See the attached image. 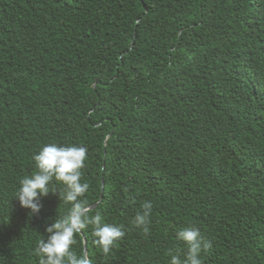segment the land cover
<instances>
[{
    "label": "trees",
    "instance_id": "16d2710c",
    "mask_svg": "<svg viewBox=\"0 0 264 264\" xmlns=\"http://www.w3.org/2000/svg\"><path fill=\"white\" fill-rule=\"evenodd\" d=\"M50 143L87 148L81 200L125 232L77 233L92 264L183 259L189 226L202 264H264V0H0V264L71 208L57 181L38 215L15 198Z\"/></svg>",
    "mask_w": 264,
    "mask_h": 264
},
{
    "label": "clouds",
    "instance_id": "9594fccd",
    "mask_svg": "<svg viewBox=\"0 0 264 264\" xmlns=\"http://www.w3.org/2000/svg\"><path fill=\"white\" fill-rule=\"evenodd\" d=\"M87 152V148L83 146L46 144L33 156L35 173L19 181L15 198L22 208L30 210L31 215H38L42 208L41 198L49 192H54L50 189L54 181L64 186L62 198L71 204L67 215L46 227V239L39 240L34 248V254L39 258L38 264H92L87 256H78L71 250L75 235L89 226L92 227V235L96 238L94 243L104 254H108L112 246L125 235L121 227L104 223L99 212L91 214L90 209L81 200L89 189L87 183L81 182V170L85 166ZM141 208L142 211L137 212L132 223L147 233L152 203L146 201ZM176 239L185 242L187 251L183 259L170 253L169 264H202L201 253L208 251L212 246L195 226L178 231Z\"/></svg>",
    "mask_w": 264,
    "mask_h": 264
},
{
    "label": "water",
    "instance_id": "95a60500",
    "mask_svg": "<svg viewBox=\"0 0 264 264\" xmlns=\"http://www.w3.org/2000/svg\"><path fill=\"white\" fill-rule=\"evenodd\" d=\"M104 188V183L102 182V190ZM99 205V203L95 204V205H92L89 207L90 210H94L97 206ZM82 234V232H80ZM84 253H85V256L87 255V250H86V245H85V240H84Z\"/></svg>",
    "mask_w": 264,
    "mask_h": 264
}]
</instances>
